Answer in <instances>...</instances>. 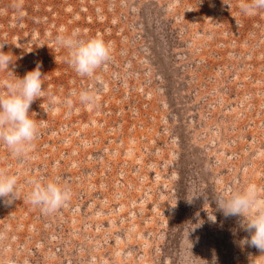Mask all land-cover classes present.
I'll use <instances>...</instances> for the list:
<instances>
[{
  "label": "rangeland",
  "instance_id": "obj_1",
  "mask_svg": "<svg viewBox=\"0 0 264 264\" xmlns=\"http://www.w3.org/2000/svg\"><path fill=\"white\" fill-rule=\"evenodd\" d=\"M239 4L0 0L12 60L0 84L40 65L45 91L29 110L32 150L17 158L0 143L20 188L0 198V264H264L215 202L227 185L264 188V9ZM62 29L110 43L96 77L70 66ZM56 177L72 190L65 206L27 202L31 181Z\"/></svg>",
  "mask_w": 264,
  "mask_h": 264
},
{
  "label": "clouds",
  "instance_id": "obj_2",
  "mask_svg": "<svg viewBox=\"0 0 264 264\" xmlns=\"http://www.w3.org/2000/svg\"><path fill=\"white\" fill-rule=\"evenodd\" d=\"M240 9L246 15H255L264 9V0H240ZM55 43L68 52V62L77 75L96 77L97 71L112 58V47L102 37L82 39L78 31L65 33L61 30ZM3 47V46H2ZM0 47V69H8L11 57ZM40 65L25 74L23 78L3 80L0 87V143L7 146L17 158L26 156L33 148L39 132L37 122L30 117V107L34 101L45 95ZM72 95H77L73 93ZM82 104L94 105L97 97L92 90L78 93ZM67 104L71 106L72 100ZM31 190L27 202L51 214L65 206L72 197L71 188L62 183L59 177L37 179L30 182ZM19 176L0 168V198L6 204L13 203L19 195ZM264 188L249 183L241 188L227 185L215 196L217 209L227 217L238 218L241 229L249 235L240 243L255 247L264 253ZM213 221L215 216L210 217Z\"/></svg>",
  "mask_w": 264,
  "mask_h": 264
}]
</instances>
